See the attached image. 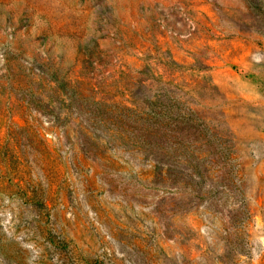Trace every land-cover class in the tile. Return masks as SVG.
Returning <instances> with one entry per match:
<instances>
[{"label": "rangeland", "instance_id": "1", "mask_svg": "<svg viewBox=\"0 0 264 264\" xmlns=\"http://www.w3.org/2000/svg\"><path fill=\"white\" fill-rule=\"evenodd\" d=\"M0 264H264V0H0Z\"/></svg>", "mask_w": 264, "mask_h": 264}, {"label": "trees", "instance_id": "2", "mask_svg": "<svg viewBox=\"0 0 264 264\" xmlns=\"http://www.w3.org/2000/svg\"><path fill=\"white\" fill-rule=\"evenodd\" d=\"M144 122L150 121L147 127L138 128L133 136H126L131 141H136L141 147L146 151V147L150 148V151L160 150L158 155H163L162 150L165 148V144H163L166 139H175V145H178L181 142L182 136L184 135V131L182 129V125L192 121V117L189 114L178 113L174 115L173 113L167 112H155L154 114H145V117L142 118ZM130 128V126H128ZM127 127V128H128ZM195 139V138H194ZM196 140L192 141V144L195 143ZM162 165H168L163 160H155ZM165 175L168 176L167 169H163L161 171ZM190 177V176H189ZM164 179V178H163ZM191 179V178H190ZM164 183H168V181L173 184V187H181L185 184H182L181 177L174 175L171 179H164ZM186 182L189 183V179H186Z\"/></svg>", "mask_w": 264, "mask_h": 264}]
</instances>
